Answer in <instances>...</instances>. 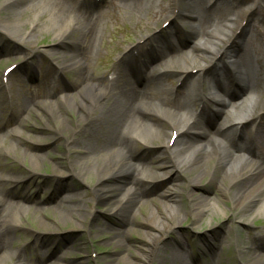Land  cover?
<instances>
[{
	"label": "bare ground",
	"instance_id": "obj_1",
	"mask_svg": "<svg viewBox=\"0 0 264 264\" xmlns=\"http://www.w3.org/2000/svg\"><path fill=\"white\" fill-rule=\"evenodd\" d=\"M126 2L130 10L137 13L144 10L142 1ZM158 8L164 22L171 18L184 21L187 25L185 35L174 23L170 24L174 32L168 37L163 33L147 31L139 37L143 44L138 42L128 53L120 55L117 61L119 76L107 83L93 78L91 64L87 63V42L96 39L99 30L87 0H0V16L5 13L6 19L16 22L33 14L36 19L31 22L34 27L31 32L36 34L40 32L38 22L44 23L45 14L49 13V25L53 26L49 33L57 31L58 49L49 50L46 55L51 62L57 61L56 66L62 71L74 67L79 70V80L73 86V91L66 90L56 102H45L35 109L43 114L46 127L50 121L56 122L55 128L49 130L52 137L66 146L69 144L66 152L72 157L67 168L59 171L58 165L54 167L59 172L55 175L65 182L57 190L69 189L68 182L73 178H85L89 172H93L98 181L91 188L96 205L108 198L111 200L113 191L121 193L120 198L116 197L119 200L115 207L107 215L120 227L119 233L115 232L114 236L120 239L128 236V240H131L135 229L146 225V235L142 237L146 239L145 249L133 256L132 261L125 253L129 249L126 244L128 240L120 241L117 247L122 252H117L110 264H189L168 236L178 235L179 227L187 218H191L193 226L197 227L207 213L213 216L216 205L210 209L209 199L204 198L205 201L200 202L203 194L209 191L216 201L230 203L231 210H241L242 217L244 213L252 215V210L264 214V115L261 113L264 108H260L263 102L256 101L250 108L249 100L235 107V113L227 112L231 98L240 97L264 79V47L254 36L243 43V36L248 30L264 26V0H170L167 8L162 2ZM236 14L241 20L233 23L232 16ZM211 17L216 20L217 26L212 31H204L203 35L208 38L200 42L201 32L187 21L204 23ZM245 18L247 22L241 33L228 46L227 43L242 27ZM0 31L18 44L10 47L8 41V46L3 50V54L7 55L24 54L34 39L31 33L23 37L18 29L1 26ZM148 41L159 44L160 55L157 57L163 59H167L165 46L178 50L183 44L195 45L199 41L194 47L197 55L192 59L179 58L177 64H171L169 60L164 71L149 66V63L144 71H136L142 84L148 82V73L153 69L154 75L159 74V80L171 75L173 70L179 77L185 75L178 91L166 90L164 97L155 94L145 97L140 89L125 80L123 69L130 63L134 51L147 60L155 59L150 50L143 48ZM60 48L62 53L69 48L74 53L61 56L62 53L56 52ZM220 52L221 57L216 58ZM193 70L198 72L193 74ZM193 81H197V85ZM211 122L216 124L215 132L221 137L220 141L212 139L208 128ZM142 129H146L143 134L140 132ZM67 133L72 135L71 140L66 139ZM14 135L15 140L11 144H8L6 136L0 138V159L15 154L18 145L24 143L22 134L15 132ZM173 135L177 139L170 144ZM140 145L151 148L154 156L147 158L137 155ZM43 153L24 151L22 155L29 159L32 169H38L46 159ZM253 153L261 161L252 162ZM181 177L185 183L179 184L187 188L184 198H181V194L166 191L169 183H178ZM18 178L8 174L0 179V264L6 263L10 246L15 240L14 234L25 217V211L10 202L5 186L6 182H16ZM206 178L208 181L203 184ZM149 179L152 182L165 179L160 185H167L158 193H153L152 187L145 183ZM204 188L206 190L200 191ZM193 189L203 192L202 195H197ZM149 199L153 205H161L158 203L161 200L166 203L162 204L163 207L156 205L155 209L141 215ZM183 199L190 202L188 209ZM78 203L58 208L61 217L54 223L64 224L73 220L80 227L85 220L94 223L100 218L96 211H75ZM73 216L77 217L75 221ZM40 220L42 228L51 227L50 223ZM259 235L252 234L251 240L259 239L264 243V229ZM175 242L176 246H181L180 240ZM257 247L258 250L254 245L247 248L248 256L243 264H261L264 261V253L259 252H264V246L258 244ZM36 254L41 261L37 264H44L43 257L38 252ZM24 262L20 260L17 264H31L26 260Z\"/></svg>",
	"mask_w": 264,
	"mask_h": 264
},
{
	"label": "rangeland",
	"instance_id": "obj_2",
	"mask_svg": "<svg viewBox=\"0 0 264 264\" xmlns=\"http://www.w3.org/2000/svg\"><path fill=\"white\" fill-rule=\"evenodd\" d=\"M132 1H142L144 10L139 11V13L135 12L134 10H130L127 7L128 3L126 2V0H108V3L105 7L92 10L95 18L101 21V24L97 27V29H99L98 33L100 34V38L91 39L87 42V59H89L87 60V63L88 65L91 64V74L94 78L105 76L108 71L112 70L117 63L119 53L123 48H125V46L130 43H134L137 39L138 34H140L141 32L144 33L147 31H151L152 27H159L164 21L163 16H160L158 14V5L162 2L163 5L166 6L167 0ZM6 15L7 14L3 13L0 16V25L2 26V28L14 30L18 29L19 31H21L19 33H21L23 37H28V35L25 34H33L34 39H32L30 41V44H28L26 52L30 57H35V55H37L41 59L39 61H37L36 58L30 60L29 64H25V66L22 67L21 72L17 74L12 80L11 90L14 94H16L15 100L13 101V105L11 107V110H13V113L15 114V119L14 117H11V121L13 122L12 128L21 132L24 136L23 139L27 137L28 141L25 142L23 140L24 143L18 145V149L15 154H11L5 159H0V165L4 177L7 175L6 173H11L12 175L25 179V176L29 175L27 171L32 170V168L29 165V159L24 158V156L22 155L24 154V150H33V148L35 147L38 149H43L44 147H46V145L47 147H52L53 144V147L50 150L44 151L43 154L46 155V159L43 164H41L38 169L33 170V172H37L39 175H41V177H44L45 175L49 177V179H46V183L44 184L43 182L42 184L43 186L42 192L40 194V199L42 197L44 202L50 196L46 190V185H48V183H54V174L59 173L58 171L56 172L54 170V167L58 165V169H60L59 171H62L63 169L67 168L68 162L69 160H71L72 156L70 157V154L66 152V148L69 146V144L66 146L64 142H61V140H57V138L52 137V134L49 132V130L55 128L54 124H56V122L50 121V123L48 124L49 126L46 127V121H44L45 118L43 114L38 111L32 113L30 118H26L23 128L20 124H18V122L16 123L14 120H17V117L25 118L23 111L27 108L31 109V105H34L31 103L32 100L36 99L44 93V91H42L40 87L31 88L29 87V85H23V87L25 88H21L22 86L19 85V77L24 76L23 69L25 68V70H30L31 68H34L36 72H39L41 74L42 79H45L46 72H49L47 73L49 74L48 78L45 79L46 83H49V79L51 77L53 69L51 70V66H49L48 64L50 60L46 53H48L49 50L58 49L56 41L57 31L55 30L54 33H49V31H51L53 27L52 25H49L51 24L49 20V13L45 14V22H47L46 24H44L45 22H38L40 25V32L37 34L31 32L32 28H34L33 26H31V22L33 21V19H36L33 14L28 15L24 19L16 22L15 20H9L8 18L6 19ZM154 15L157 16V18H153ZM235 21H239V19H235ZM184 25L185 24H182V29H185ZM212 25H214V22H212V17L207 18L206 22L204 23L193 22V26L199 28V32H201L202 34L204 30L209 29L210 31H212ZM169 30L171 32L173 31L171 27ZM42 31L44 32L42 33ZM4 36L6 35L4 34ZM251 36L258 37V39L264 46V26L260 29L248 30L247 33L243 36V43L248 42ZM96 40H98V42H96ZM0 41L5 42L6 40L0 35ZM95 42L100 48V51L99 54L93 58V56L91 55V51L92 48H94ZM61 49L62 48L56 50V52H58L59 54L62 53L63 51H61ZM64 51H66L64 53H74L71 48L65 49ZM192 52V45H187L179 50L167 52V54H170L171 57L175 58V63L177 64L178 57H189L190 59L193 58L191 54ZM64 53L60 55L64 56ZM19 59L22 58L10 57L9 60L1 58L0 72L5 67L15 62V60ZM164 67L165 62L160 60L158 62V68L163 69ZM78 77L79 75L76 72L72 71L69 75L66 76V80L68 82L73 81L76 83ZM164 82L165 83L150 84L146 95L148 97H151V94L153 93V95L155 94L158 97H164V95L166 94L165 88L167 87L168 90L172 89V86L176 84L175 79H166V81ZM195 85H197V83H195ZM251 90L252 92H246L234 101L230 100V105L227 108V112L230 114L235 113V107H238L244 102H249V100L250 102L248 103V107L251 108L256 101H262L263 104L260 106V108H264V79H261L258 85H256V88L250 89L249 91ZM156 104L158 103L156 102ZM7 112L9 111L6 110L2 113L0 112V120H7ZM213 129V138L220 140V137L216 136L214 133L216 130V125H214ZM145 131L146 129L140 130L142 134ZM40 133L43 134L40 135ZM70 136H72L70 133L65 134L67 140H71ZM13 140L14 137H12L11 139L8 138V144H11ZM147 148H142L139 150V152H142V157L152 158L154 156V152L152 149ZM245 156L246 158H248L247 155ZM32 179L33 178L30 179V181L28 182V184H26V186H24V188L31 187L32 191H36V188L33 186ZM181 180L178 183H169L168 185L170 186L166 188V191L168 189L170 192L174 193V195L181 194V198H184L183 196H185L186 194L184 193V190L187 188L186 186L185 188H183L182 185L179 184L185 183L182 177ZM39 181L42 182V180ZM207 181V178L204 179L203 184H206ZM97 182V177L93 172H89V174L85 178H73L68 182L71 187L69 188V193H72L73 195L71 196V199L75 198L74 201L79 202L77 205L78 208L75 211H77L78 213L81 210L83 211V213L84 211L89 213L92 211H96L98 212V215H100V218L94 221V223H92L88 219L83 221L80 227H78L75 222H73V220L68 221L64 224L54 223L57 222L61 217L59 214L60 212L55 209L56 207H60V205H54L51 201H49L50 204L44 206L42 205L41 207L45 209L46 212H44L43 214L35 213V207H30L27 204H23V202L16 201V199L11 200L12 192L9 193V199L17 206H19V208L25 209L28 212L25 211V217L24 219H21V225L23 226L21 230L23 232L19 229V231L14 234L15 240L12 246H10V251L7 254V261L5 264H17L16 259L18 262L20 260H22V262L26 260L31 264H37L34 262L35 259L33 254V248L37 245L34 246L33 243H35L36 240L41 239L45 241L59 240L62 238L60 236H63L64 239L61 243H58L57 247L58 249H65L64 247L67 246L66 251L63 250L64 254L60 256L61 258L65 256L66 260L69 262L67 264H110L111 258L116 256L117 252H122V250L117 247L119 245V242H126V240H128V236H125L121 239L115 237V232L120 231V227L118 226L117 222L112 221L107 217L112 208L115 207L117 201L121 196V193H116L113 191L111 200H109L108 198L107 200L102 201L100 204L96 205V202H94L93 199L91 188L95 187ZM58 183L60 184V181ZM166 185L167 184L157 185L156 187H153V193H158ZM22 188L23 187L16 188L15 193L17 194L18 190H21ZM204 190H206V188L200 191ZM193 191L199 196H201V193H203L200 191L198 192V189H193ZM207 193L208 194H203V198L201 197L202 200H200V202L203 203L205 201L204 198H206L211 201V207H209L210 209L213 208L214 204L216 205V210L213 216L210 217L207 213V215L203 218L204 220H202V222L198 224L197 227L193 226L191 218L185 219L183 221V224L178 229V235H169L168 239L176 249H179L181 251L182 248H184L185 252H180L181 257H183L184 261L188 262L189 264H194V257L196 258V260H198V264H239L240 256L242 260L247 258V248L254 245L258 250V244L264 246V243H261L259 239L251 240L252 234H255L258 237L260 236V231L264 229V214H258L257 211L252 210V215L250 213H244L242 217L241 210H231L230 203L225 200L216 201L213 193L211 194L210 191ZM116 197L119 198L116 199ZM66 200L67 197H63L61 201L64 202ZM68 200H70V197L68 198ZM182 201L188 209L190 207V202L187 199H183ZM159 202L161 203V205L154 204L155 206L150 200L146 202V205L142 208L141 215L142 213L146 214L145 211H152L157 206L163 207L162 204L166 203L162 200L158 201V203ZM73 218L75 221L77 217L73 216ZM40 219H43L47 224L50 223L52 228H42L40 226ZM138 221H140V219ZM145 226L146 225H142L141 227L136 228L134 233H132L131 235V240H128V242L126 243L129 249L125 250V253L130 257L132 261L134 260L135 255L140 253V250L145 249V247L147 246V244L145 243L146 239L142 238L146 235L147 229ZM43 236H48L49 239H46ZM177 238H179L183 247L180 245L176 246L177 242L175 241H179L176 240ZM27 243H31L32 245L30 247H26ZM21 244H24L25 246L23 249H21ZM39 245L41 244L39 243ZM211 245H217L218 249L214 250L213 246ZM259 252L261 254L264 253L263 250ZM19 254L20 256H18ZM48 264H54V262L50 261V263ZM261 264H264V261H262Z\"/></svg>",
	"mask_w": 264,
	"mask_h": 264
}]
</instances>
